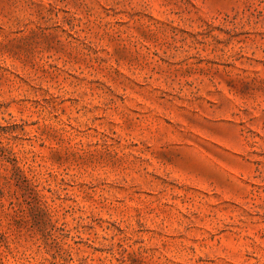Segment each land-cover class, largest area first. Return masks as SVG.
<instances>
[{
  "label": "rangeland",
  "instance_id": "rangeland-1",
  "mask_svg": "<svg viewBox=\"0 0 264 264\" xmlns=\"http://www.w3.org/2000/svg\"><path fill=\"white\" fill-rule=\"evenodd\" d=\"M0 264H264V0H0Z\"/></svg>",
  "mask_w": 264,
  "mask_h": 264
}]
</instances>
